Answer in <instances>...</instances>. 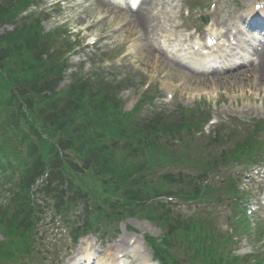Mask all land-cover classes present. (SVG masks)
<instances>
[{
    "label": "rangeland",
    "instance_id": "374dc122",
    "mask_svg": "<svg viewBox=\"0 0 264 264\" xmlns=\"http://www.w3.org/2000/svg\"><path fill=\"white\" fill-rule=\"evenodd\" d=\"M33 1H36L35 4L37 5L34 13L46 14V16L43 15L46 18L43 21L45 32H58L56 36L59 37L67 36L70 33L73 36L62 40V42L76 40V44H79V47L72 53L73 56L69 62L70 70L66 73L60 88L70 83L72 72L88 75L95 70L99 77L90 83L101 87H112L114 85L119 87L118 94L122 99L124 112H132L139 100L143 101L142 97H158V100L156 99L157 101L155 100L151 104L144 101V107L137 114L135 113L137 121H140L145 114L156 110L162 111V117L171 122L175 121L171 119L172 117L183 120L180 112L181 107L193 109L198 103L201 104V108L204 110V119L211 113V116L217 122L228 118L237 119L238 122H235L237 125H239L238 123L250 124L254 120L264 121V71H260L256 78L251 75L252 72L243 71L239 73L241 69L227 70L218 75H195L184 71H175L172 66L165 64L157 55L149 53V42L138 40L139 35L142 36V30L134 27L130 22V15L124 14V17H122L118 15L119 13H116L119 11H116L112 6H110V10L92 11L87 8L84 9V7L92 4L93 0ZM155 1H157V10L152 13L154 21L151 26L155 28L157 26L155 24L159 21L162 27H165L168 25V19H171L173 26L171 33L176 35L178 39L166 35L169 48H165V50H168L169 55L178 58L179 55L173 51L177 41L187 37L188 33L185 28L189 29L190 24L199 25L196 17L205 14V7H207L210 0ZM255 1L252 0V3ZM250 3L246 4V0H219L214 18L219 25L224 27L231 22L230 17L244 15L251 5ZM148 12H151V10L149 9ZM115 13L117 14L116 20L114 19ZM187 13L188 16H185ZM181 24H183V27L180 26ZM11 30V26L1 27L0 37L5 36ZM157 35L153 36L155 43H158L160 37L163 36L157 37ZM57 48L59 49L60 46H57ZM100 61L102 62L100 63ZM76 80L85 83L87 79L79 75ZM145 85H149L148 94L146 90L148 86L145 87ZM145 91L147 92L145 93ZM13 114L6 117L1 113L0 125H4L9 128L8 132L11 130L15 134L14 123L22 120V116L18 112ZM12 117L14 121L17 120L15 122L10 121L9 118L12 119ZM195 117H198V115L196 114ZM28 118L29 121H33L32 117ZM199 119L202 120V118ZM10 126L13 127L10 128ZM37 127H40L39 123H37ZM3 129L0 130V134L4 132ZM38 129L43 137L41 128ZM208 131L210 130L207 129L206 133ZM28 133L33 137L36 136L32 132L28 131ZM43 139H47L46 136ZM21 150L26 155L27 152L24 148H21ZM67 152L70 158L74 156L73 152L69 150ZM78 166L82 176L84 175L80 178V183L82 185L87 184L89 190L97 189L101 192H98L99 194H96L97 197H95L97 201L96 209L99 210L102 208L100 207L102 201L107 202L110 199L105 198L106 195L102 191L101 184L95 183L96 187H93L91 181L86 179L90 176L93 177V174H83V165L80 163ZM254 170L255 168L252 170L236 168L231 171V174L242 181V183L238 182V185L240 189H246L248 193V202L238 203V205L241 208L246 207L247 210L251 206H255L256 212L250 215L251 221L254 222L257 219L259 222L263 221L264 223V188L260 185L263 176L254 177L255 182H252V179L247 181L246 177L250 171V174H255ZM197 176L195 175L194 178H197ZM154 178L156 180L158 177ZM226 179L228 181L227 177L217 178L212 185L219 187V184ZM75 183L78 182L75 181ZM165 186L172 189L168 184ZM5 189H10V185L8 184ZM12 193V190L5 192L3 198L0 199V203H3L4 200L5 202L0 206H7L14 202ZM38 199L42 201L43 209L39 217L40 225L39 223L36 225L35 234L31 238L34 241L31 249H33L36 258H33L30 264H86L87 262H93L89 261L91 258H95V264H116L117 259L115 260V258L118 255H124L125 257L122 259L128 264H151V251L142 238L150 236L159 240L160 236H165V233L158 226L144 218L124 219L118 225L108 224V222L100 219L99 226L101 230L110 233V235L107 234L109 240L102 243L98 239L88 237L73 246L68 236L69 229L63 224L60 217L54 216L51 195L40 193ZM220 199L225 203L220 204ZM220 199L217 205L212 203L209 204L210 206L205 205V203L183 205L176 200L172 201L171 204L173 213L181 217L183 221L180 222L185 225L189 222H199L200 218L210 214L209 225L206 224V226L216 237L226 239L229 237V230L233 228L232 224L238 214L234 212V207L228 203L229 201L226 198L222 197ZM102 211H107V207L104 206ZM89 216L92 217V215ZM86 220V218L83 219L84 223ZM82 227L77 229L80 230ZM179 227L183 228L182 225H179ZM122 240L126 242L125 245H122ZM3 242L4 239L0 235V246L8 248ZM176 242L178 244L166 237L167 257L187 264L190 263L187 249L182 248L184 245H179L178 241ZM43 245H45L44 250L46 253L42 250L39 251ZM117 245H120V247H116ZM256 246L259 248L261 244L254 245L252 240L242 237L234 246V252L237 256H244L251 254L252 249H255ZM0 259L1 264H9V259L4 260L2 256H0ZM22 262L20 261L18 264H22ZM154 264L158 263L155 262Z\"/></svg>",
    "mask_w": 264,
    "mask_h": 264
},
{
    "label": "trees",
    "instance_id": "16d2710c",
    "mask_svg": "<svg viewBox=\"0 0 264 264\" xmlns=\"http://www.w3.org/2000/svg\"><path fill=\"white\" fill-rule=\"evenodd\" d=\"M19 4L26 6L28 2ZM11 9L13 7L0 8V25L16 17L17 13ZM6 38L8 39L0 38L2 59L0 66H3L0 71V112L6 117L14 115L12 106L16 104L22 120L27 121V115L32 117L33 121L26 124L37 139V144L33 140L29 141L27 135L19 139L21 144L29 142L27 158L33 163L29 174L23 175L21 183L22 187L27 186L26 192L36 179L44 175L45 170H50V177H62L64 174L80 176L82 172L78 164L81 163L83 173H92L94 178L100 180L98 183L103 190L107 187L109 192L122 199L126 206H135L134 208L137 209L133 210L132 214L137 213L138 210L140 212V207L135 204L143 200L160 196H178L184 201L198 198L200 185L192 184L191 181L184 184L185 179L181 174L169 173L160 178V181H168L172 186L180 183L181 188L175 192L170 191L163 184L153 185L150 182L152 180L147 178V175H143L157 167L159 169L164 166L174 167L176 163L179 164L178 160L187 162L186 155L192 152V146L195 148L193 142L184 141L187 151L183 156L173 155L167 149L171 142L176 145L174 139L181 144L182 140L177 137L183 132L182 136L191 138V131L198 128V124L194 123L191 117L187 120L171 122L156 114L137 123L134 121V114H125L121 111L117 97L119 87H101L90 83L98 77L89 78L85 83L75 80L64 91L65 93L55 95L53 86L58 82L62 67L56 64L59 63L57 56L54 55L53 58L47 56L51 39L41 34L36 23L26 27L21 25ZM44 55L45 59H43ZM16 83H21L22 87L15 88ZM44 93H52V95L46 96ZM22 105L26 107L25 110L22 109ZM37 123L40 127H37ZM14 124L15 131L17 123ZM38 128H41L43 137L46 136L47 139H43ZM250 141L248 140L246 146ZM210 142L216 146L220 139L215 136ZM62 148L73 152L74 156L65 157L61 153ZM241 148L243 146L233 153H238ZM0 150L3 148L0 147ZM228 158L227 154H220L214 160L209 159L206 162L204 159L205 169H217L220 162ZM90 194L96 196L91 190ZM121 211L123 212V208ZM153 213H158L162 217L160 220L170 221L166 206L156 207ZM23 214L24 222L19 223L17 229L24 227L33 210ZM1 217L0 225L10 219H7L5 214ZM180 221L182 220L178 218L177 225L184 226L186 231L196 224L193 222L185 225ZM11 225L8 224L9 231L15 233V228ZM185 237L188 239V236ZM194 256L195 259L191 264H198V260L199 264H223L224 253L209 246L197 250ZM237 262L233 260L225 264H237ZM238 264L246 263L243 261Z\"/></svg>",
    "mask_w": 264,
    "mask_h": 264
},
{
    "label": "bare ground",
    "instance_id": "6f19581e",
    "mask_svg": "<svg viewBox=\"0 0 264 264\" xmlns=\"http://www.w3.org/2000/svg\"><path fill=\"white\" fill-rule=\"evenodd\" d=\"M156 7H157V1H155V0H144L140 4L139 8L134 12L127 8L125 10L121 9V11L116 12V13H119L118 15H120L122 17H124V14L130 15V18H131L130 22H132L134 27L140 28L142 30V35H143L142 37L146 38V39H148V38L151 39L152 44L149 42V44H150L149 53H151L153 55H157L158 58L161 59L165 64L172 66V68H174L175 71H180V65L178 64L179 62L178 63H172L170 61H167L166 55L163 52H161V49L159 48L158 45H156V43L153 39V36L155 35V33L162 32L164 30V28L162 27V24H160L159 21H158V23L155 24V25H157L155 28H153L151 26V24L154 21V19H152L153 18L152 13L157 10ZM85 8H87L88 10H92V11L93 10L97 11V10H110L111 9L110 3L108 2V0H93L92 4L86 5L84 7V9ZM149 9L151 10V12H148ZM116 13L114 15L115 20L117 19ZM257 17H259V15H256V17H254V20H258ZM167 24H168L167 27H170V28L172 27L171 26V19H168ZM261 46H262L261 47L262 49L259 52H256V54H255V56H256L255 58L258 61V64L252 70L248 71V72L253 73L251 75L254 76V78H256L257 74H259L260 71L261 72L264 71V65H263L264 44H262ZM180 64H183V63H180ZM183 65L185 66L187 64H183ZM188 70L190 72H197L196 69H193L191 67H188ZM125 244H126V242L122 240V245H125ZM116 247L119 248L120 245H117Z\"/></svg>",
    "mask_w": 264,
    "mask_h": 264
},
{
    "label": "snow or ice",
    "instance_id": "6c2138e0",
    "mask_svg": "<svg viewBox=\"0 0 264 264\" xmlns=\"http://www.w3.org/2000/svg\"><path fill=\"white\" fill-rule=\"evenodd\" d=\"M257 7H260L259 5H257Z\"/></svg>",
    "mask_w": 264,
    "mask_h": 264
}]
</instances>
